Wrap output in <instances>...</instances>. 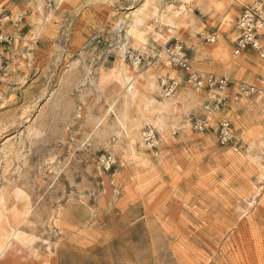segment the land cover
<instances>
[{"label": "rangeland", "instance_id": "rangeland-1", "mask_svg": "<svg viewBox=\"0 0 264 264\" xmlns=\"http://www.w3.org/2000/svg\"><path fill=\"white\" fill-rule=\"evenodd\" d=\"M142 1L51 0L39 15L33 0H0V194L10 205L15 189L28 194L17 203L30 202L19 229L38 238L31 257L12 247L0 264H264V93L246 105L264 90V59L234 53L238 18L257 0H190L166 46L181 41L191 69L151 59L147 75H158L160 90L139 83L140 98L125 108L109 74L121 51L130 62L126 30ZM261 24L264 46V15ZM192 68L231 77L219 109L207 106L216 102L210 90L189 82ZM164 75L178 80L162 111L174 132L135 171L122 163L121 117L132 125L141 98L163 100ZM242 82L255 93H242ZM223 119L233 131L226 145Z\"/></svg>", "mask_w": 264, "mask_h": 264}, {"label": "bare ground", "instance_id": "bare-ground-1", "mask_svg": "<svg viewBox=\"0 0 264 264\" xmlns=\"http://www.w3.org/2000/svg\"><path fill=\"white\" fill-rule=\"evenodd\" d=\"M50 1L33 0V11L41 15L42 6L46 2ZM189 1L190 0H180L179 4L177 5L172 2L165 3L162 7H159L154 0H143L137 10L132 13L133 15L131 17V21L128 23L126 30L130 50V62H125L126 53L125 51H121V66H119V68H113L111 72L109 71V76L112 79H115L120 84L121 90H123L122 93H124L125 96L123 101L125 108L129 107L133 103H136L138 98H140L139 83L143 84L144 87L148 86L150 89L160 90L161 86L157 83L159 79L158 75H156L157 77L155 76L154 78L149 77L152 74L147 75L150 74V70L153 68L154 63L149 62L151 59H154L157 56L160 58L164 57V62L166 65L171 66L175 61V53L180 55L185 54L184 51H182L183 46L181 41L177 40L176 44L170 49L167 48L166 44L172 37H175L174 35L177 29L176 20L180 17V14L185 15L188 12L187 6ZM256 6H259V4H256ZM260 15L263 17L264 13L261 11ZM261 23L262 20L258 22L259 29H261L263 26ZM211 38V41L215 40L213 39V36H211ZM145 64H147V66L144 67L143 65ZM199 72L200 71L197 69L192 68L189 73V78L192 80L196 78L199 83L202 82L201 77L198 75L200 74ZM175 77L176 76H161L162 83L166 85V89L159 91V94L164 98L163 100H157L153 97L141 98L144 104L141 105L142 107L139 106L141 109L138 110L139 113L137 114V118L133 121L132 125L127 123L125 117H121V127L125 133L124 139L126 140L125 147L122 146L123 148H120L125 159L122 161V163H130L134 170L136 169L140 172L143 167L150 164L152 158L146 154V150L148 148L157 147V144H160V142H168L169 137L171 136V130L174 132L175 126L169 123L165 117H163L162 114L164 113H162V111L168 110L172 107V102L174 100L173 96L178 85V80ZM150 91L151 90H149V92ZM261 93H264V90L260 91L254 100L249 102V104L246 103V105H249L248 107L251 108L252 106H257L263 102V97L260 95ZM209 96L217 103L211 102V99H208L207 101H210L207 102L208 108L210 109L213 107L215 110L219 109L220 106L218 105V101L223 97V92L221 89H211ZM112 105L114 106V101ZM205 109H207V107H205ZM197 120L202 119L198 118ZM189 122L190 119L187 117L185 120V125L189 124ZM115 160V156L111 153L110 156L105 159L106 166H111L114 162H116ZM263 178L264 170L260 172V179ZM254 187H256V183L254 184ZM6 192L0 194V259L4 257L6 251L8 252V249L12 247L14 252L17 254L23 253V258L27 259L33 255V253L30 251V247L35 241H37L38 238L34 234H22L19 226L24 222L30 212V209L28 208L30 202L27 201L24 208H19L17 203L18 201L28 200L29 196L24 190L15 189L12 194L13 202L12 205H10V197L6 194ZM256 192L254 193L256 194Z\"/></svg>", "mask_w": 264, "mask_h": 264}, {"label": "built area", "instance_id": "built-area-1", "mask_svg": "<svg viewBox=\"0 0 264 264\" xmlns=\"http://www.w3.org/2000/svg\"><path fill=\"white\" fill-rule=\"evenodd\" d=\"M256 4H259V6H256ZM261 11L264 12V0H257L254 5L246 8L238 18L237 24L240 35L236 39V46L234 49L235 54H241L246 50L252 49L257 52L261 59H264V48L258 38V22L263 18L262 15H260ZM174 62H176L180 67L190 69V64L186 54L180 55L175 53ZM201 79L202 82L199 83L196 78L193 80L188 78L189 82L195 86L199 88H206L208 90H211L212 88H220L225 91L224 89H226V87H228L232 82L231 77L213 72H209L205 78L202 77ZM256 88L257 86L255 84L245 82L241 83V91L244 94H253L257 90ZM225 99L226 96L223 93V97L218 101V104L221 105ZM195 124L202 130L207 129L210 126V122H208L207 119L195 120ZM218 138L222 145H226L233 141V131L229 120L223 119L221 122L218 130Z\"/></svg>", "mask_w": 264, "mask_h": 264}]
</instances>
